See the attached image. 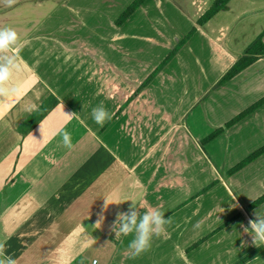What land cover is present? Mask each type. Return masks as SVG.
Wrapping results in <instances>:
<instances>
[{
	"label": "crops",
	"instance_id": "1",
	"mask_svg": "<svg viewBox=\"0 0 264 264\" xmlns=\"http://www.w3.org/2000/svg\"><path fill=\"white\" fill-rule=\"evenodd\" d=\"M110 1L0 0V28H12L19 37V42L12 51L0 55V62L7 57L13 60L9 87L15 90L10 95L0 96V242L6 244V254L12 256L16 264H74L78 260H86V254L91 251L93 253L90 257L96 258L98 264H123L117 260L118 252L123 253L126 249L125 244H118L119 235L114 231L117 214L126 212L132 203L139 210L152 207L150 203L156 200V187L166 186L163 181L155 188H150L146 183L142 184L141 160H134L136 152L127 137L123 134L119 136L115 125L120 116L125 119L126 115L119 113L111 124L107 121L102 127L95 126L91 115L92 109L97 105L109 107V101L114 95L121 99L123 89L134 86L135 92L157 65L154 63L145 73L142 82L139 80L136 84H130L125 81V53L122 51L128 49V45L122 41L129 40V34L121 36L117 32L136 10L117 26L115 19L132 0H126L122 6L115 7V17L111 21L115 31L110 38V34H101L94 28L109 26V19L105 18L104 12L110 11ZM125 3L127 5L124 7ZM209 5H196L199 9L202 8V11L194 14L195 31L184 45L201 36L212 45L214 41H227L229 48L232 40L240 39L242 52L264 31V0H229L224 9L202 25H196V20ZM77 18H84L85 24L82 23L92 28L90 43H98V52L91 50L92 46L87 44L84 46L87 47L85 50L89 55H84L77 49L78 37L74 36L76 27H73ZM49 25H67L70 29L62 30L59 36L45 34L44 28ZM79 32L80 30L78 34ZM110 39L117 45L121 44V47L118 46L121 49L116 50L120 51L119 54L110 50ZM178 40L179 37H175L173 41L176 43ZM262 41L264 42V33ZM103 42L107 44H102ZM142 46L148 51L154 50L147 44ZM135 48L138 46L131 48L129 54ZM219 49L228 55L226 49ZM62 59L68 65L66 69H61ZM236 59L233 56L230 58V65L225 71ZM110 62L113 65L110 66ZM108 69L111 71V78ZM153 83L154 81L144 87H148L146 92L151 91ZM217 88H226L225 91L230 95V98L223 96L221 103H225V98L228 101L240 102L242 98L246 101L250 97L247 105L252 104L264 95V58L256 60L215 89ZM238 95L240 96L237 97ZM137 101L138 99H134L131 103ZM210 104L212 105V102ZM199 105L205 107L206 100ZM78 107L81 108L79 112ZM246 107L235 109L230 118ZM72 113L77 115L68 116ZM153 115H146L148 122L154 121ZM132 117L133 115H128V118ZM135 117L138 118L134 115ZM229 119L222 120L220 126ZM170 124L173 125L171 119L168 126ZM241 124H246L247 128L254 127L250 133L254 135L252 144L256 143L250 145L254 148L236 160L237 163L264 144V104L225 129L206 146L215 142L216 151L228 155H231L232 151L238 152L242 143L247 141V137L241 140L239 136L238 129ZM149 125L154 128V125ZM172 125L170 131L173 132ZM65 131L70 133L71 148L64 146L62 134ZM124 132L133 133V126L132 131ZM147 132L149 134L151 131ZM163 138L165 134L160 140ZM167 150L169 148L165 152ZM199 150L202 160L207 158L215 164V158L206 157L203 149ZM155 154L154 146L148 148L146 159L151 160V169L156 163L153 159ZM242 173L245 175V185L240 177ZM156 174L148 173V179L152 183L155 178L162 179ZM219 179L222 183L225 182ZM225 179L236 197L242 194L243 185L246 187L253 183V186L259 187L249 198L243 199L238 195L245 203L233 204L240 216V219L235 221V224L239 225L237 230H240L241 237H249V234H252L242 232L241 224L247 227L248 221L255 219V214L264 217V202L256 207H249V203L264 194V153ZM147 186L149 188H145V192L144 187ZM140 189H143V194H140ZM230 194L232 195L231 192ZM141 202L148 207L142 208ZM244 206L247 211L242 210ZM118 227L119 225L117 229ZM221 237L229 239L231 236L222 234ZM257 244L262 248L260 254L249 255ZM257 244L253 243L251 236L247 242L248 248L239 251L232 264H248L264 255V243ZM243 259L245 260L242 261Z\"/></svg>",
	"mask_w": 264,
	"mask_h": 264
},
{
	"label": "rangeland",
	"instance_id": "2",
	"mask_svg": "<svg viewBox=\"0 0 264 264\" xmlns=\"http://www.w3.org/2000/svg\"><path fill=\"white\" fill-rule=\"evenodd\" d=\"M212 1L147 0L139 6L134 15L127 19L117 32L121 36L129 34V40L124 39L122 41L128 45V49L122 51V53H125V81L130 84H136L139 80L142 82L143 76L154 63L158 65L161 62L160 59L166 57L170 52V49L175 45V37L182 38L195 26L193 16L195 13H201L202 11V8L199 9L196 5L205 7L206 3L208 5ZM110 2V11L104 12L105 18L109 19V26H95L94 28H97L101 34H110L111 38L115 31V28L111 25V21L115 17L113 11H116L115 7L122 6L126 0H111ZM126 5L127 3L124 7ZM217 19L220 20L221 18ZM82 22L85 24L84 18L81 20L77 18L74 23L75 26H73L76 27L74 36L78 37L77 49L80 53L89 55V52L86 53L85 50L87 47L84 46L87 44L89 47L92 46L91 50L94 49L98 52L99 50L96 47L98 43L93 42V45L90 43L92 28L90 29ZM44 29L45 34L59 36L62 34L60 33L62 30L65 31L70 28L67 25L59 27L49 25ZM64 31L63 33H65ZM110 40L108 43L110 50L121 49L119 48L121 47L120 43L117 45L113 39ZM238 40L240 41V39ZM239 41L232 40L231 47L228 48L230 45L227 41L222 43L214 41V45H212L209 44L206 38L197 36L188 45H184L179 49L151 78L149 83L154 81L151 85V91L146 92L145 90L148 89L146 87L134 93V86L133 88L127 87L123 89L124 94L120 97L121 99L114 95L109 101V107H105L113 115L111 121H109L110 124L117 114L123 113V115H126L125 119L120 116V119L116 120L117 124L115 125L118 128L119 136L123 134L127 137L130 146L136 152L134 160H141L140 176L142 184L146 183L150 188H155L159 182L163 181L162 183H165V187H156L157 191H155L154 196L156 200L150 204L153 208H159L166 218H171V223L166 226V230L159 236L153 237L151 248L139 256H133L129 248V243L134 238V234L119 235L118 244L120 246L121 243L126 245V249L122 251L123 253L119 251L117 254V260H120L121 263L232 264L236 260L235 255L239 251L248 248L247 242H249L251 236L250 234L249 237L240 236V230H237L239 225L235 224L240 216H238V212L235 210L237 207L234 205L245 203L241 201L240 197L243 199L249 198L251 194L259 190V187L253 186L252 183V185H247L246 188L244 186L246 182L244 180L245 175L242 173L240 174V177L243 178L242 183H244L241 189L242 194H238L240 197L238 195L236 197L232 191L233 189L229 188V183L225 179V171L236 160L254 148L251 146L256 142L252 144L254 135L250 133L254 130V127L247 128L246 124L239 126L240 130L238 129V131L241 140L243 137H247V141L245 140L242 143L238 152L232 151L231 155L216 151L215 142L208 146H206L208 142L203 145L200 142L204 134L220 126L222 120L229 119L235 109L248 106L247 102L250 97L246 101L242 98L240 102L236 100H234L235 102L228 101L225 98V103H221L223 96L230 98V95L227 94L228 91H225L226 88L220 90L213 87L225 72L226 67L230 65V58L232 56L234 59L238 57L240 50L243 48L242 42ZM145 44L154 50L148 51L142 46ZM129 46L131 48L138 46V48L133 49V52L129 54L131 50ZM219 47L226 49L228 55ZM119 52L117 53L119 54ZM104 64L106 65V60H104ZM108 64L113 65L112 62ZM67 66L62 59L61 69H66ZM107 71L111 78V71L109 69ZM64 77L67 78V75ZM254 98L252 99L254 100ZM134 99H138V101L133 104L131 102ZM203 100H206V105L202 108V105L199 104ZM210 102H212V105ZM192 104L194 106L191 107ZM221 104L222 106H219ZM117 107L118 110H116ZM80 110L81 108L78 107V112ZM152 114H154L152 116L154 121L148 122L147 116ZM128 115H133V117L128 118ZM134 115L138 118H134ZM170 119L173 125L168 126ZM94 124L100 126L95 122ZM149 124L154 125V128H151ZM171 125L173 126V132L170 131ZM132 126L133 133L124 132V130L132 131ZM147 131L151 132L148 134ZM163 134H165V138L160 140ZM170 143H172L171 146H169ZM152 146L156 150V154L153 156L156 163L151 169V166H149L151 160L146 159V154L148 148ZM168 148L169 150L165 152ZM199 148L203 149L206 157L215 158V164L207 158L202 160ZM148 171L150 173L156 172V175L159 174L162 179L155 178L154 183H152L148 179ZM163 174H165V177H163ZM219 178L225 182L222 183ZM167 182H170V185ZM149 186L144 187V189L149 188ZM204 188H207V190L201 193ZM143 192V189H140V194H143ZM145 206L147 205L142 203V208ZM242 210L247 211V208L244 206ZM144 211V209H141V214ZM241 231L244 232L243 228ZM222 234L224 236L229 234L231 237L224 239L221 237ZM258 245L248 254L251 256L260 254L262 248ZM92 253L91 251L86 254L88 260L91 258ZM248 264H264V255L251 260Z\"/></svg>",
	"mask_w": 264,
	"mask_h": 264
},
{
	"label": "clouds",
	"instance_id": "3",
	"mask_svg": "<svg viewBox=\"0 0 264 264\" xmlns=\"http://www.w3.org/2000/svg\"><path fill=\"white\" fill-rule=\"evenodd\" d=\"M18 42L19 37L14 29L9 27L0 28V55L12 51ZM12 66V58L7 57L3 62H0V96H7L15 91L9 87L12 79ZM76 115V113H72L68 116L75 117ZM91 115L94 122L101 127L112 119V115L103 104L94 107ZM62 139L65 147H72L69 132H63ZM170 223L171 218H166L159 208L149 207L141 214L137 206L132 203L126 212L117 214L114 231L116 235L128 236L134 234V238L129 243V248L133 256H139L151 248L153 237L163 233L166 230V226ZM117 225H119L118 229ZM241 228H243L245 233L252 234L255 245L264 243V217H259L255 214V219H250L247 227L241 224ZM249 229L251 230L250 232ZM6 253V244L0 242V264H16L15 259Z\"/></svg>",
	"mask_w": 264,
	"mask_h": 264
},
{
	"label": "trees",
	"instance_id": "4",
	"mask_svg": "<svg viewBox=\"0 0 264 264\" xmlns=\"http://www.w3.org/2000/svg\"><path fill=\"white\" fill-rule=\"evenodd\" d=\"M145 0H132L126 8L118 15L115 19V25H121L127 18H129L132 13L144 2ZM229 0H213L210 6L204 11V13L196 20V25H202L207 20H209L214 14L224 9ZM195 27H192L182 38H180L175 45L172 47L167 56L154 68V70L148 75V77L141 83V85L135 90V92L141 91L151 80V78L179 51L180 48L184 46V44L189 40L191 35L194 33ZM262 31L260 34L256 36L244 49L242 52L238 54L236 61L222 74V76L218 79V81L214 84V88L224 85L231 78H233L236 74L244 70L246 67L254 63L256 60L260 58H264V42L262 41ZM134 92V93H135ZM264 104V95L260 97L258 100L248 105L246 108L238 112L236 115L227 120L222 126L214 128L211 132H209L205 137H203L200 142L201 144H205L210 142L217 136L223 133V131L252 112L258 109L260 106ZM264 153V144L247 154L240 161L232 165L225 171L226 176H230L244 166L254 161L257 157ZM207 188L201 190V193H204ZM264 202V194L260 195L254 201L249 203V207L253 208L257 205Z\"/></svg>",
	"mask_w": 264,
	"mask_h": 264
},
{
	"label": "built area",
	"instance_id": "5",
	"mask_svg": "<svg viewBox=\"0 0 264 264\" xmlns=\"http://www.w3.org/2000/svg\"><path fill=\"white\" fill-rule=\"evenodd\" d=\"M74 264H98V260L96 258H90L89 260H78Z\"/></svg>",
	"mask_w": 264,
	"mask_h": 264
}]
</instances>
